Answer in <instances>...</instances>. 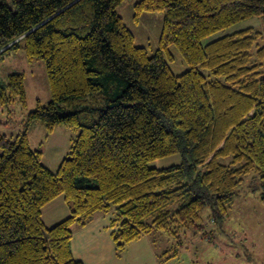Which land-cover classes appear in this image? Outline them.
<instances>
[{
  "label": "trees",
  "instance_id": "obj_1",
  "mask_svg": "<svg viewBox=\"0 0 264 264\" xmlns=\"http://www.w3.org/2000/svg\"><path fill=\"white\" fill-rule=\"evenodd\" d=\"M123 0H0V58L22 48L45 62L51 100L28 113L47 133L78 132L56 172L26 132L0 133V264H84L76 229L114 212L116 247L153 230L175 238L222 224L244 178L260 174L264 202V45L247 28L203 44L239 21L264 16V0H139L163 11L159 48L135 44ZM175 46L189 69L170 66ZM26 106L25 76L0 79V107ZM43 146V145H42ZM175 154L164 168L151 162ZM63 195L70 215L48 227L42 208ZM164 254L162 262L177 256Z\"/></svg>",
  "mask_w": 264,
  "mask_h": 264
},
{
  "label": "rangeland",
  "instance_id": "obj_2",
  "mask_svg": "<svg viewBox=\"0 0 264 264\" xmlns=\"http://www.w3.org/2000/svg\"><path fill=\"white\" fill-rule=\"evenodd\" d=\"M139 0H123L117 7L118 14L133 32L135 44L143 46L153 55L159 48V40L163 28V11H144L137 18L135 3ZM252 28L261 33L257 38L255 48L264 45V16H253L239 21L225 29L216 31L203 38V44L221 38L228 34ZM173 58L170 66L175 74H181L189 69L179 50L171 46ZM20 72L25 76L26 106L15 102L7 107H0V132H6L13 137L19 133H29L32 148L42 147L45 151L47 129L41 120L34 121L26 127L24 120L28 113L39 104L48 105L51 91L47 78L45 62L42 59L28 60L25 51L20 48L4 54L0 58V79L6 83L11 73ZM58 132L76 135L74 129L67 125L57 126ZM43 145V146H42ZM181 162V156L175 154L150 163L151 166L164 168ZM261 179L257 171L247 175L238 187L234 201L229 210V216L222 224L213 221L210 208L202 211L200 224L183 230L178 238L161 230H153L146 234L144 243L152 245L154 251L164 259V254L177 256L167 259L161 264H264V202L260 198ZM127 253V251H123ZM158 255V256H159Z\"/></svg>",
  "mask_w": 264,
  "mask_h": 264
},
{
  "label": "crops",
  "instance_id": "obj_3",
  "mask_svg": "<svg viewBox=\"0 0 264 264\" xmlns=\"http://www.w3.org/2000/svg\"><path fill=\"white\" fill-rule=\"evenodd\" d=\"M28 131L26 133L29 138ZM70 136L67 132H58L57 127L46 134L43 162L54 172L58 170L66 154ZM69 215L70 209L63 195L57 196L42 208V217L48 227L56 225ZM113 216L114 212L98 214L89 225L75 230L72 239L75 257L84 264H161L159 254L154 251L153 246L144 243L146 234L120 251L111 236L114 230L110 228ZM127 250V253L123 252Z\"/></svg>",
  "mask_w": 264,
  "mask_h": 264
}]
</instances>
